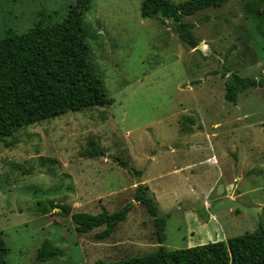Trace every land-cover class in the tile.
<instances>
[{
  "label": "rangeland",
  "instance_id": "1",
  "mask_svg": "<svg viewBox=\"0 0 264 264\" xmlns=\"http://www.w3.org/2000/svg\"><path fill=\"white\" fill-rule=\"evenodd\" d=\"M73 4L0 0V37L36 22L59 23ZM140 5L91 0L82 15L89 60L109 105L68 111L21 128L10 144L0 142L7 264H94L154 252L152 218L134 198L138 184L168 216L163 245L169 250L264 227V85L239 93L236 103L225 99L229 74L264 79V38L252 9H264V0H228L182 17L199 40L195 48L168 20L142 17ZM227 197L256 207L257 216L237 209L209 214ZM129 203L131 210L106 238L96 236L104 226L80 233L70 218L74 212L112 213ZM56 205H67L70 214L59 215ZM45 240L61 253L41 262L36 255Z\"/></svg>",
  "mask_w": 264,
  "mask_h": 264
},
{
  "label": "trees",
  "instance_id": "2",
  "mask_svg": "<svg viewBox=\"0 0 264 264\" xmlns=\"http://www.w3.org/2000/svg\"><path fill=\"white\" fill-rule=\"evenodd\" d=\"M228 0H186L175 4L169 0H141L142 17L159 16L168 20L179 38L195 48L199 40L181 21L208 7H221ZM91 6V0H74L65 18L56 24L41 22L22 33L6 31L0 37V142L10 144L15 133L23 127L60 116L68 111L103 107L111 103L100 77L89 60L85 41L83 13ZM259 23L257 29L264 38V9L252 7ZM226 76V74H224ZM264 79L241 77L236 73L226 76L225 99L236 103L237 95L247 89L262 87ZM10 140V141H9ZM94 152L101 154L93 143ZM116 162L133 177L140 172L119 157ZM135 201L144 206L154 225L158 248L147 255L94 264H264V227L259 225L251 232L213 241L206 244L169 250L164 247L167 215H161L154 199L143 184L135 187ZM49 204L53 205L52 201ZM58 214L69 215L67 205H56ZM42 213L49 208L43 205ZM131 203L109 213L74 212L70 214L76 231L86 233L104 226L97 233L102 239L111 235L116 225L125 219ZM7 248L0 234V264H7ZM59 248L45 240L37 251L36 259L44 261L60 254Z\"/></svg>",
  "mask_w": 264,
  "mask_h": 264
},
{
  "label": "water",
  "instance_id": "3",
  "mask_svg": "<svg viewBox=\"0 0 264 264\" xmlns=\"http://www.w3.org/2000/svg\"><path fill=\"white\" fill-rule=\"evenodd\" d=\"M230 209H237L238 211L246 212L253 217H256L257 208L256 207H248L240 204L239 202L231 199V197H227L225 200L217 202L209 207V214H215L219 212H224Z\"/></svg>",
  "mask_w": 264,
  "mask_h": 264
}]
</instances>
